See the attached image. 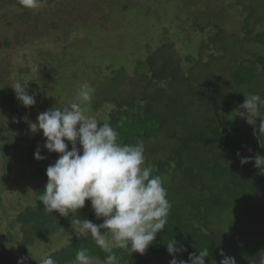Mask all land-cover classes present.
I'll return each mask as SVG.
<instances>
[{
	"label": "trees",
	"instance_id": "obj_1",
	"mask_svg": "<svg viewBox=\"0 0 264 264\" xmlns=\"http://www.w3.org/2000/svg\"><path fill=\"white\" fill-rule=\"evenodd\" d=\"M44 1L46 5H55L52 11L34 12L22 7L19 0H0L1 50L28 45L53 30L58 36L65 34L64 25L79 22L71 16L82 17V12H72L73 5L68 0ZM74 4L79 9L80 5ZM175 6L178 17L185 16L178 21L180 28H187L188 33L199 34L200 38H183L176 47V42L167 40L164 33L155 41L156 46L146 43L145 57L129 54L130 61L133 60L131 72L123 63L119 68L110 65L106 78L92 74L88 80L95 89L90 108L95 112L103 103L113 105L106 123L119 132L118 143L143 140L147 161L155 166L154 174L162 175L175 187L173 196L164 184L172 204L170 216L147 252L130 256L118 248L114 251L120 258L119 264H168L166 261L170 263L173 257L168 254L166 243L174 237L186 249L177 259L188 261L190 254L198 255V251L208 247L205 264H220L221 251L234 257L236 264H259L264 256V173L255 167L254 157H264V148L259 147L253 133L254 128L258 132L261 121L258 118L255 126L248 125L238 117V109L251 94L264 97V0H179ZM55 17L64 24L54 21ZM151 18L158 23V16ZM35 57L33 67L21 66L18 72L27 75L36 69L39 76H49L51 79L44 83L47 89L51 80L65 81L51 77L50 69L42 65L48 61L62 65L61 56L40 50ZM69 58V71L80 66L81 57ZM221 63L228 76L221 73L219 66L220 71L215 74ZM3 77L0 71V102L14 103V90ZM74 80L71 75L66 82ZM102 89L107 96L100 95ZM76 91L74 88L68 92L67 101L74 100ZM177 103L191 108L179 109ZM32 108L17 103L10 112V124L15 130L10 144L21 142L19 153L30 165L37 161L34 153L41 145L35 134H26L29 132L24 128L23 121ZM187 108H193L195 113H187ZM42 155L45 159L37 161L33 173V177L41 178L32 196L33 205L14 217L23 239L19 244L26 248L61 230L67 233L68 243L47 253L56 264H71L81 248H87L93 259L104 264L107 253L90 234H81L74 223V213L64 217L47 212L39 202L47 183L46 169L58 159L56 153ZM240 157L252 159L241 166ZM12 164L10 158L3 157L0 190ZM88 220L103 223V218L97 219L95 213ZM41 258L25 264H39ZM18 259L0 243V264H17Z\"/></svg>",
	"mask_w": 264,
	"mask_h": 264
},
{
	"label": "clouds",
	"instance_id": "obj_2",
	"mask_svg": "<svg viewBox=\"0 0 264 264\" xmlns=\"http://www.w3.org/2000/svg\"><path fill=\"white\" fill-rule=\"evenodd\" d=\"M19 3L35 10L41 7L42 0H19ZM11 88L24 107L35 106V94H29L28 84L16 80ZM94 92V87L84 82L77 88L72 102L39 113L37 121L29 123L32 134L43 133L44 149L58 154L55 163L46 169L47 183L38 200L47 212H57L64 217L74 213L78 229L90 234L96 245L107 253L104 264H119L120 258L114 249L130 256L133 253L144 255L158 233L165 229L172 204L167 198L163 176L154 174L155 166L147 161L143 140L120 144L119 132L89 113L88 104ZM238 117L250 126H255L260 118L258 132L254 128L253 134L259 147L264 148V97L249 95L239 106ZM34 158L45 159L39 145ZM251 159L240 157L241 166ZM254 162L264 173V157L256 155ZM86 201H90L95 216L103 218V223L94 224L77 217V211L85 207ZM166 247L173 257L170 264H205L209 257V248L204 247L198 255L190 254L188 261L177 259L186 249L174 237L168 239ZM220 254L223 257L220 264H236L234 257L223 251ZM26 259L20 257L17 264H25ZM92 261L89 250L81 248L71 264H92ZM39 264L56 262L45 253ZM259 264H264V256L260 257Z\"/></svg>",
	"mask_w": 264,
	"mask_h": 264
},
{
	"label": "rangeland",
	"instance_id": "obj_3",
	"mask_svg": "<svg viewBox=\"0 0 264 264\" xmlns=\"http://www.w3.org/2000/svg\"><path fill=\"white\" fill-rule=\"evenodd\" d=\"M68 2L69 5H73L70 8H73L72 12L76 13L78 10L79 13L82 12V17L77 18L72 15L71 19L79 22H68L63 29L61 27L62 21L56 17L53 18L54 21L61 25H56L57 29L60 27L59 29L66 32L65 34L62 33L58 36L56 30H53L43 36V38L31 41L28 45L14 46V49H0V67H2L0 71L4 75L2 80L11 86L16 80H21L23 83L28 84L29 94H35L36 104L29 110L26 120L23 121V123L26 121L24 128L29 132H25L26 134H30L29 123L36 122L39 113L54 106L61 107L72 102L73 100L67 101L68 92L74 88L77 89L84 82L88 83L92 74L96 77L102 76L106 78L110 73V65L118 66L119 68L122 63L131 72L133 70V60L130 61L131 57L129 54H132L131 56L134 58L138 56L145 57L147 42H152L153 46H156L157 42L155 41L159 40L164 33L168 37V39L166 38L167 40L176 42V47L180 46L179 43L183 38H193L194 40L200 38L199 34L188 33L187 28H180V22L178 21H183L185 16L178 17L180 13L177 12L175 3H178L179 0H68ZM70 2L79 4V9L74 7V3ZM54 6L46 5V2L42 0L41 7L35 9L34 12L36 10L43 13L46 10L52 11L50 9ZM58 13L60 14V12ZM154 15L159 17L157 24L155 19L151 18ZM67 19H69V16ZM80 19H83V21L81 22ZM40 50L55 57L61 56L62 65L52 61L42 65L50 69L49 75L51 77L65 79V81L55 80L53 82L51 80V86L47 89V87H44V83L47 79H51L49 76H39L35 71H29L27 75L18 72V67H33L37 62L35 56ZM69 56L81 57L80 66L71 71L67 69L71 62ZM90 61L92 62L89 63ZM218 66L221 68V73L228 76L224 63L217 65L215 74L220 71ZM71 75L75 80L66 82ZM100 95L105 97L108 93H105V90L102 89ZM13 99L14 103L10 101L7 103L0 102V184L3 178V157L10 158L13 162L8 169L4 188L0 190V243L4 244L8 250H11L16 257L20 258L23 256L27 258L26 261H31L43 257L45 253L54 251L62 244H67L69 239L65 237L67 233L60 230L49 237L41 238L43 241L39 240L40 243L35 241L32 245L31 243L28 244L26 248H22V243L19 244L23 239L19 227L14 224V217L26 207L33 205L32 196L36 188L41 184V178L33 177L37 161L33 160L32 164L34 165H30L31 162L29 164L21 157L19 153L21 142L10 144L15 131L14 125L10 124V112L14 104H21L17 100L15 93ZM93 99L94 97H92L91 102ZM91 102L88 104L89 113L95 115L101 122L106 123L113 105L108 102L103 103L94 112V109L90 108ZM177 105L179 109L190 107L188 104L182 103H177ZM39 106L42 109L38 108ZM190 108L184 110L188 113V111L193 110V108ZM193 112L195 113L194 110ZM180 120L182 121V119ZM35 136L41 142L42 154H55L48 153L44 149L45 138L42 132L35 134ZM18 137L20 139L21 136L18 135ZM149 163L153 164L152 161H149ZM164 181L165 186L169 188V191L174 196L175 187L169 181ZM182 196L183 194L181 193L180 197ZM80 212L79 219L88 220V217L94 213L90 201L85 203V207ZM83 233L85 232L81 231V234ZM109 239L111 238L109 237ZM166 262L170 264L168 261ZM92 264L100 263L93 259Z\"/></svg>",
	"mask_w": 264,
	"mask_h": 264
}]
</instances>
